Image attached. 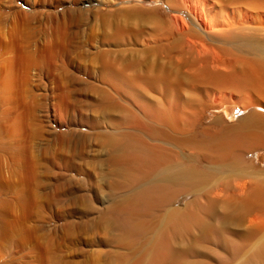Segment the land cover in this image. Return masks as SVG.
I'll use <instances>...</instances> for the list:
<instances>
[{
    "label": "rangeland",
    "instance_id": "374dc122",
    "mask_svg": "<svg viewBox=\"0 0 264 264\" xmlns=\"http://www.w3.org/2000/svg\"><path fill=\"white\" fill-rule=\"evenodd\" d=\"M230 24L264 29V0H0V264H264V227L209 174L213 143L264 116V59ZM127 135L199 175L139 237L116 215L137 203L117 188Z\"/></svg>",
    "mask_w": 264,
    "mask_h": 264
},
{
    "label": "bare ground",
    "instance_id": "6f19581e",
    "mask_svg": "<svg viewBox=\"0 0 264 264\" xmlns=\"http://www.w3.org/2000/svg\"><path fill=\"white\" fill-rule=\"evenodd\" d=\"M216 34L222 35L221 37L224 35L240 49L247 50L254 56L264 59V29L230 24L218 29ZM25 58L23 55H18L16 58L18 65L24 64ZM249 64L255 72L264 78L263 60L251 59ZM114 145H118V148L127 154L124 163L115 166L121 171V174L118 173L125 177L122 176L124 181L118 182L120 186L117 188L123 187L126 191H135L137 200V203L132 204L128 212L121 209L116 211L117 223L126 235L135 237L146 230L145 218L147 216L163 204L169 205V202L174 198L176 189H179L176 188L177 185L187 184V187H190L189 185L199 175L196 170L179 168L178 166L182 167L178 165L179 163L173 168V162L166 161L164 153L146 145L134 136L127 135L121 141H114ZM212 148L213 157L211 158L214 164H212L209 174L220 175L219 173L225 172L227 180L222 191L237 199L243 218L246 219V215L251 216V214H253V218L256 214L252 223L250 222L252 226L259 224L264 227V168L258 169L248 160L250 154L264 149V116L251 111L240 117L235 126L225 131L223 139L213 143ZM170 163L173 167L169 165ZM30 167L28 165L25 167L27 174L31 172ZM161 168L165 170L163 182L149 187L142 185L144 183L142 181L149 179L148 177H151L154 171ZM215 178L217 177L215 176ZM140 182L142 183L140 184ZM254 251L257 256H263L264 242L258 245Z\"/></svg>",
    "mask_w": 264,
    "mask_h": 264
}]
</instances>
